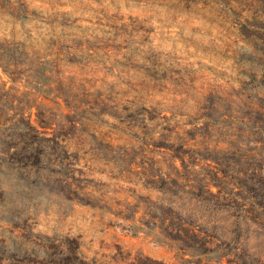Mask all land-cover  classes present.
<instances>
[{
  "label": "rangeland",
  "instance_id": "obj_1",
  "mask_svg": "<svg viewBox=\"0 0 264 264\" xmlns=\"http://www.w3.org/2000/svg\"><path fill=\"white\" fill-rule=\"evenodd\" d=\"M0 264H264V0H0Z\"/></svg>",
  "mask_w": 264,
  "mask_h": 264
},
{
  "label": "trees",
  "instance_id": "obj_2",
  "mask_svg": "<svg viewBox=\"0 0 264 264\" xmlns=\"http://www.w3.org/2000/svg\"><path fill=\"white\" fill-rule=\"evenodd\" d=\"M79 246H77V244H73V248L75 249V248H78Z\"/></svg>",
  "mask_w": 264,
  "mask_h": 264
}]
</instances>
